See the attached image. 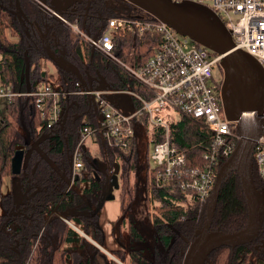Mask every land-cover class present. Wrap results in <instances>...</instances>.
Returning <instances> with one entry per match:
<instances>
[{"label":"trees","instance_id":"obj_1","mask_svg":"<svg viewBox=\"0 0 264 264\" xmlns=\"http://www.w3.org/2000/svg\"><path fill=\"white\" fill-rule=\"evenodd\" d=\"M51 6L53 0H41ZM124 3L132 11L124 9ZM70 21H77L82 29L99 35L106 29V18L133 15L138 11L124 0H74L68 7L56 10ZM151 16V15H148ZM152 17V16H151ZM159 36L122 32L115 36V52L124 60L133 54L135 64L144 63L154 52ZM53 55L64 66H58ZM46 61H51L62 79L53 74ZM78 71L89 85L102 83L109 87L133 90L143 88L119 65L107 60L73 35L69 26L43 10L35 0H0V85L11 84L18 92H32L48 81L75 89ZM52 78V79H51ZM98 87V86H96ZM34 96H17L6 102V115L0 121V180L12 179V192L2 196L4 213L0 214V264H120L109 258L100 248L90 245L89 236L104 245V230L97 223L114 171L119 170V201L122 212L136 194L131 176L137 178L138 148L125 151L101 139L95 141L97 153L88 146L83 154L84 167L80 177L71 181L70 154L81 139L85 126L97 123L89 97L71 95L63 99L68 117L53 127L47 126ZM78 114L81 117L74 119ZM87 117V118H85ZM13 120V121H11ZM172 140L186 151L189 163L201 166L208 149L211 133L203 120L181 116L172 123ZM235 133L240 136V128ZM155 139L162 140L159 131ZM100 138V137H99ZM19 149L25 150L21 174H12L11 160ZM108 164L102 170L95 162ZM99 159V160H100ZM149 159V156H148ZM224 160L217 168L225 162ZM149 198L159 205V216L153 226L161 238L165 251L157 253V260L143 255L140 249L119 247L111 253L131 264H183L185 253L206 216L209 198L202 202L188 200L177 188L156 186L154 173L146 165ZM254 177L259 189H264L254 164ZM145 179V178H144ZM18 187L20 202L13 191ZM264 191V190H263ZM212 230L238 231L247 223L248 211L239 176H228L219 192ZM129 239L134 243L144 237L135 221L128 220ZM113 229V228H112ZM260 237L254 242L233 249L222 246L213 251L205 264H264V224ZM84 233L86 236H84Z\"/></svg>","mask_w":264,"mask_h":264},{"label":"built area","instance_id":"obj_2","mask_svg":"<svg viewBox=\"0 0 264 264\" xmlns=\"http://www.w3.org/2000/svg\"><path fill=\"white\" fill-rule=\"evenodd\" d=\"M35 1L43 10L67 24L73 35L91 47L92 53L97 52L120 65L143 88L115 89L130 95L133 108L124 111L106 97L103 89H93L79 80L75 89L48 81L37 85L32 92H18L11 84L0 85V99L8 102L17 96H34L35 105L48 127L63 121V99L71 95L91 96L90 108H94L97 123L82 129L81 139L70 154L71 181L81 175L87 141L95 143L101 139L129 152L134 146L138 148L140 130H143L153 144L149 159L155 166L149 168L154 173L156 186L180 189L188 200L196 198L205 202L210 198L218 174L216 168L231 156L240 138L234 131L239 123L228 120L224 111L221 93L224 76L220 79L215 75L216 69L221 68V56L138 8L133 15L106 18L105 31L94 36L82 29L77 21H70L41 0ZM172 1H192L209 7L231 32L234 49L250 53L264 67V0ZM122 32L155 34L159 41L144 63H126L120 60L114 47L115 36ZM181 116L203 120L211 133L201 166L191 165L186 151L172 140V123ZM155 131H159L162 140L155 139ZM254 164L264 181V127L254 150Z\"/></svg>","mask_w":264,"mask_h":264},{"label":"water","instance_id":"obj_3","mask_svg":"<svg viewBox=\"0 0 264 264\" xmlns=\"http://www.w3.org/2000/svg\"><path fill=\"white\" fill-rule=\"evenodd\" d=\"M135 8L141 9L154 18L168 23L179 34L185 35L206 47H210L221 56L220 66L224 73L221 87L224 111L228 120L239 123L241 131L239 141L231 156L222 164L216 176L214 187L206 208L203 225L195 232L183 260V264H205L211 253L222 246L235 249L257 240L264 224V189H259L254 177V150L264 127V67L250 53L234 49L235 42L231 32L222 20L206 5L192 2H174L172 0H124ZM58 66L64 68L51 55ZM78 80L87 85L81 74L74 71ZM90 106L92 103L89 96ZM83 114L75 116V120ZM68 117L65 113L64 125ZM25 150L19 149L11 160L12 174H21ZM94 162L102 169L108 164L99 159ZM71 169L72 162L70 161ZM119 164L114 165L113 174L108 183L106 200L115 198L114 190L119 189ZM236 172L240 179L242 192L247 205L248 217L244 228L233 231L212 230L218 199L224 180ZM18 187L13 196L20 202Z\"/></svg>","mask_w":264,"mask_h":264},{"label":"rangeland","instance_id":"obj_4","mask_svg":"<svg viewBox=\"0 0 264 264\" xmlns=\"http://www.w3.org/2000/svg\"><path fill=\"white\" fill-rule=\"evenodd\" d=\"M72 2H74V0H53L50 7L55 10H60L62 8L68 7ZM117 4H120L124 9L128 11H132V9L128 6H125L124 3L118 2ZM128 59H132L131 53ZM46 63L47 64H45L44 66L48 67V69L53 74H57L59 79H62L57 67L51 61H46ZM215 75L217 78L222 79L224 76L222 68H217ZM103 80L104 78L101 77L100 82L102 81V83L96 85L98 87L92 85L91 83H89V86L93 89H103V91L106 92V97L111 102H113L115 105L117 104V106H119L125 111H130L133 106L131 105V98H129V93H120L115 90V87L107 86ZM6 102V100L0 99V121L2 117L6 115ZM140 133H142V135L138 143L139 149L137 153V162L139 166H141V168H138L139 170L137 178L135 177V175L131 176V184L134 185V188L136 189V194L133 196L132 200L130 201V204L126 205V209L122 212V220L115 222V224L112 225V234V228L110 229L108 222L115 218L118 214H120L118 218L121 216V210L119 208L120 192L119 189H116L114 190L115 198L112 200L105 201L102 209L99 211V216L97 219V223L104 230V245H100V243L96 242L89 236H86L84 233H82L90 241V245L100 248L109 256V258L116 260L120 264H131L129 262L130 256L127 253L130 247L140 249L143 255L155 261L158 258L157 253H160V251L163 250L165 251L161 243V238L156 236V228L155 226H153L156 216H159L158 212L161 211L158 209L159 205H157L155 201H152L149 198L148 184L146 182L148 178L145 172L146 165H148L149 167L155 166V163L151 159H148V156L152 151L153 144L149 142L150 138L145 133H143V130H140ZM87 143L88 147L91 148L92 152L96 154L98 150L96 144H94L93 142L90 143V141H87ZM11 192L12 179L9 176H5L3 177V180H0V214L4 213V207L1 198L2 196L7 195ZM128 220L135 221L136 225L139 227L138 230L141 234H143L144 237L141 242L134 243L129 239ZM109 242L114 243L116 247L120 245L121 247L126 248L127 252H125L124 254V261L119 260V258H116L114 255L104 249H110V246H108ZM262 247L264 250V240L262 242Z\"/></svg>","mask_w":264,"mask_h":264},{"label":"crops","instance_id":"obj_5","mask_svg":"<svg viewBox=\"0 0 264 264\" xmlns=\"http://www.w3.org/2000/svg\"><path fill=\"white\" fill-rule=\"evenodd\" d=\"M123 89V88H122ZM119 107V106H118ZM125 111V110H124ZM119 206H120V201H119ZM120 208V207H119ZM120 214H118L115 218H113L111 221H109L108 222V224H109V227H110V229L112 228L111 227V223L113 222V221H115V220H117L118 219V216H119ZM112 234H113V229H112ZM108 246H110L109 248L110 249H106V248H104L107 252H109V253H111L114 249H117L118 247H116L115 246V244L114 243H112V242H109L108 243ZM112 254V253H111Z\"/></svg>","mask_w":264,"mask_h":264},{"label":"bare ground","instance_id":"obj_6","mask_svg":"<svg viewBox=\"0 0 264 264\" xmlns=\"http://www.w3.org/2000/svg\"><path fill=\"white\" fill-rule=\"evenodd\" d=\"M119 58H120V60L121 61H123V62H126V63H128V62H132V63H134L135 64V61H134V58L132 57V59L131 60H129V59H127V60H124V59H122L120 56H119ZM120 66V65H119ZM121 67V66H120ZM122 68V67H121ZM124 70V69H123ZM52 79V78H51Z\"/></svg>","mask_w":264,"mask_h":264}]
</instances>
